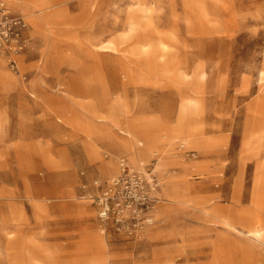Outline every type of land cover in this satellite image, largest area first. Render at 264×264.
<instances>
[{
	"label": "rangeland",
	"instance_id": "374dc122",
	"mask_svg": "<svg viewBox=\"0 0 264 264\" xmlns=\"http://www.w3.org/2000/svg\"><path fill=\"white\" fill-rule=\"evenodd\" d=\"M6 1L30 40L19 72L0 52V264H264V0ZM133 124L165 139L160 200L102 231L91 181Z\"/></svg>",
	"mask_w": 264,
	"mask_h": 264
},
{
	"label": "built area",
	"instance_id": "2783aa9c",
	"mask_svg": "<svg viewBox=\"0 0 264 264\" xmlns=\"http://www.w3.org/2000/svg\"><path fill=\"white\" fill-rule=\"evenodd\" d=\"M27 25L20 12L0 0V52L14 72H19L18 57L29 44ZM117 164L115 173L92 179L91 197L102 231L110 222L116 231L133 234L153 223L164 177L153 163L134 167L121 156Z\"/></svg>",
	"mask_w": 264,
	"mask_h": 264
},
{
	"label": "bare ground",
	"instance_id": "6f19581e",
	"mask_svg": "<svg viewBox=\"0 0 264 264\" xmlns=\"http://www.w3.org/2000/svg\"><path fill=\"white\" fill-rule=\"evenodd\" d=\"M15 1V0H14ZM48 19V18H47ZM112 104L115 106V109L111 110L110 113V117L112 119H119L123 116V108L121 105V94L117 93L113 99ZM121 132L123 133V130H121ZM127 133L132 134L134 141L137 139H140V134L145 135V142L138 140V142L142 143V147L141 146H136L135 144V151H130L128 153L129 155V160H130V164L132 166H134V164H138L141 160L142 157H144L148 151L152 150L153 152H155L157 149L162 150L165 147V143L162 137H159L157 135H154L152 133H149L144 127L139 126V125H129V128L127 129ZM172 135V134H171ZM171 135H169L168 137L171 138ZM135 143V142H134ZM90 147L92 148V152L94 154V156L97 154V150H98V145H93L89 143ZM156 147H158L156 149ZM136 167V166H134ZM256 182H258V180H256Z\"/></svg>",
	"mask_w": 264,
	"mask_h": 264
},
{
	"label": "crops",
	"instance_id": "0c3cea01",
	"mask_svg": "<svg viewBox=\"0 0 264 264\" xmlns=\"http://www.w3.org/2000/svg\"><path fill=\"white\" fill-rule=\"evenodd\" d=\"M27 17H28V19H29V21L31 22V23H33V24H35V25H37L38 27H40V23L38 22V19L36 18L37 16L35 15V13L34 12H32V13H29L28 15H27ZM97 138H98V135H95V136H92V137H87V138H84L83 140H82V142H83V146H84V148H85V150H86V152L89 154V155H91V156H94V154H93V152H92V148L93 147H90V146H88L89 145V143L90 144H92V146L95 144V145H98L97 144ZM49 159V158H48ZM116 161H115V159L114 158H110V159H106V160H104V161H102L101 162V166H102V169H103V171L104 172H106V173H108V174H111V172L112 171H114V170H116ZM143 165H144V163L142 164V162H140V164L138 165L139 167H143ZM115 173V172H114ZM113 174V173H112ZM82 207L83 206H81L80 208H79V211H81L82 210Z\"/></svg>",
	"mask_w": 264,
	"mask_h": 264
}]
</instances>
